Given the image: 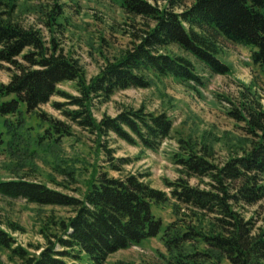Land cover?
I'll return each instance as SVG.
<instances>
[{
  "label": "trees",
  "instance_id": "1",
  "mask_svg": "<svg viewBox=\"0 0 264 264\" xmlns=\"http://www.w3.org/2000/svg\"><path fill=\"white\" fill-rule=\"evenodd\" d=\"M38 1L28 9L39 14L49 37L41 27L16 17L20 0H0V64L14 69L8 82H0V151L22 168L34 166L37 159L47 162L52 151L56 161L52 165L67 178H76L75 166L59 154L63 136L74 134L73 124L94 136L97 152H104L115 169L130 159L114 157V135L159 149L174 129L167 110L129 106L98 118L96 101L129 87H149L155 78L166 77L200 92L208 82L205 73H233L225 58V41L247 47L256 72L251 82H241L236 95L216 93L241 131L228 141L227 159L217 163L212 142H195L198 138L181 134L174 156L185 175L166 179L170 190L153 186L142 173L113 176L105 168H95L81 195L24 175L0 179L1 196L65 206L73 212L60 221L45 220L41 230L46 226L50 230L45 233L46 243L33 250L0 226V250L8 264L82 260L106 264L115 251L144 247L152 238H159L166 249L162 264H264V100L258 88V80L264 77V0H167L164 5L119 0L124 19L111 28L128 34L129 44L111 51L106 35H101L104 63L91 77L62 44V35L74 26L65 0ZM69 80L76 82L77 93L60 87ZM53 95L73 106L64 108L65 103L54 102L70 121L39 110ZM33 114L38 122L30 120ZM62 160L65 167L60 165ZM189 175L209 181L206 187L193 185ZM168 202L175 218L165 223L155 207ZM250 206L256 207L248 216ZM10 224L14 230L22 228ZM55 224L60 233L51 231ZM0 264H4L1 259Z\"/></svg>",
  "mask_w": 264,
  "mask_h": 264
},
{
  "label": "rangeland",
  "instance_id": "2",
  "mask_svg": "<svg viewBox=\"0 0 264 264\" xmlns=\"http://www.w3.org/2000/svg\"><path fill=\"white\" fill-rule=\"evenodd\" d=\"M119 0H65L68 13L73 17V28L67 30L61 37L65 51L78 57L84 64L88 77L95 75L104 63L101 56V35H106L110 43L111 51L125 47L129 44V35L122 30H113L112 24L122 21L123 12L117 3ZM164 5L167 0H150ZM38 0H20V9L16 17L26 25L41 27L49 37V32L41 22L37 12L29 10V4H37ZM25 7L24 10L21 9ZM118 21V22H117ZM123 22V21H122ZM75 27V28H74ZM105 45V44H104ZM225 58L233 65L232 74L205 73L208 78L207 85L201 87L200 92L187 87L184 83L172 77L164 79L155 78L156 83L149 87H129L116 91L110 99L96 101L95 115L101 118L104 114L116 115L121 109L129 106L140 107L145 105L151 111L167 110L174 119L172 136L165 139L157 150L134 145L119 139L114 135L111 140L114 148V157H127L128 163L119 162L121 169L109 166L104 158V152H97L94 136L88 134L76 124H73L74 134L63 136V150L61 158L67 157L70 164L75 166L76 178L62 175L52 165L55 161L52 151L48 153V161L37 159L34 166L19 167L14 159L7 158L0 151V179L17 178L21 175L29 179H37L46 182L51 187L74 195H81V191L88 187V180L93 179L95 168L108 170L113 176H125L129 173H142L145 179L153 186L170 190L166 179L175 180L184 176L181 166L175 161V152L179 150V137L184 135L198 138L195 142H212L216 147V162H224L228 157L227 144L230 139H235L240 129L226 111L227 104L216 98V93L224 92L237 94L241 82L249 83L254 79L255 70L252 68L250 50L240 44L225 41ZM106 50V48H104ZM14 72L10 64H0V82H8ZM257 80V79H256ZM60 87L70 93H77L76 82L69 80L63 82ZM258 88L264 100V77L258 80ZM60 101L64 108L73 107L67 104V100L59 95H53L46 104L41 105L40 111H46L55 117L67 120L62 109L54 106V102ZM38 110V112H39ZM30 120L38 122L36 114L30 116ZM206 134L204 139L201 136ZM200 137V138H199ZM199 144V143H198ZM64 166L65 163L60 164ZM65 167V166H64ZM190 183L206 187L208 177L196 175L188 176ZM256 206H250L247 215H251ZM156 212L165 223L174 220L172 203L160 204L155 207ZM73 212L69 207L59 205H40L28 202L23 198H10L0 195V226L9 231L17 243L34 249L36 245L45 244V233H49V226L41 230L45 220L68 218ZM10 222L19 223L22 228L14 230ZM43 231V232H42ZM52 232L60 233L61 227L55 224ZM142 246H131L119 249L111 254L106 264L122 261L125 264H162L161 254L166 253L163 242L159 238H152ZM0 259L8 264L6 253L0 250ZM76 261V260H75ZM77 264H85V261H76Z\"/></svg>",
  "mask_w": 264,
  "mask_h": 264
}]
</instances>
